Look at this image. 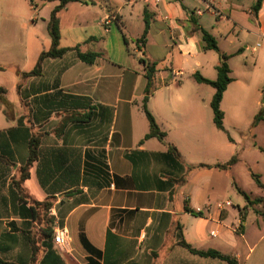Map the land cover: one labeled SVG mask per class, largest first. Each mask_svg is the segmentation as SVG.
Instances as JSON below:
<instances>
[{"label":"crops","instance_id":"1","mask_svg":"<svg viewBox=\"0 0 264 264\" xmlns=\"http://www.w3.org/2000/svg\"><path fill=\"white\" fill-rule=\"evenodd\" d=\"M256 1L119 0L117 6H113V0L68 3L65 9L74 3L78 12L84 14L103 8L97 19L99 27L111 34L116 23L122 40L123 35L127 39L124 30L136 16L142 31L133 38L135 43L144 31L147 11L150 21L147 43L142 50L137 48L146 59L138 58L136 62L122 50L119 36V61L99 53L93 64H86L77 58L75 51H69L61 59L46 60L40 77L23 80L21 74L29 71L18 70L21 80L16 91L22 83V92L34 86L43 91L37 93L40 96L45 94L44 90L58 85L57 90L63 94L89 98V106L109 107L113 118L109 131L106 123L99 122L83 130H70L72 124L64 127L67 116L64 111L46 116L35 114L33 119L17 91L21 107L16 113L11 103L13 113L10 117L5 115V123L0 127V153L4 157L0 160L2 261L229 264L198 255L182 244L185 242L200 252L217 251L238 264H264V192L260 189L261 194L250 196L243 190L249 200L244 196L237 199L234 196L237 163L224 169L215 167L236 157L238 145L231 138L230 142L221 141L211 108L216 90L194 78L199 73L208 80H216L220 54L229 56L232 82L221 103L224 121L230 112L239 121L264 116V100L255 98L253 82L257 77L260 81L262 74L251 71L247 64L235 73L233 63L245 53L236 54L241 48L222 47L225 42L245 44L250 37L264 39V1L254 17L252 8ZM51 3H55L53 9L59 4ZM114 13L119 17L118 23L112 16ZM109 17L114 18L111 24L104 25ZM210 19L212 23L208 25ZM198 28L207 30L216 39L219 53L203 49ZM89 41H96V37ZM256 47L253 53L257 52ZM80 50L91 52L81 47ZM211 52L218 56L210 55ZM142 60L156 64V90L147 107L166 134L164 142L145 139L149 123L142 109L147 86ZM186 75L192 80H184ZM30 94L28 102L35 97ZM255 105L262 109L258 115L253 111ZM21 119L24 125L19 127ZM263 123L254 124L255 134ZM97 124L98 129L94 128ZM27 133L40 136L41 154L28 171H23L29 156ZM169 146L175 147L179 155L170 153ZM58 150H66L68 154L69 161L63 167L75 158L70 154L80 155L78 177L75 173H62V166L50 158L49 154ZM241 156L238 162L244 161L255 173L253 162ZM201 164L211 167L189 170ZM257 175L264 184L263 175ZM191 211L202 215L196 216ZM58 230H66L70 238L66 250H60L54 243Z\"/></svg>","mask_w":264,"mask_h":264},{"label":"rangeland","instance_id":"2","mask_svg":"<svg viewBox=\"0 0 264 264\" xmlns=\"http://www.w3.org/2000/svg\"><path fill=\"white\" fill-rule=\"evenodd\" d=\"M55 3H42L39 0H0V66L3 68L0 70V86L7 89L6 99L14 105L16 113L21 107L16 91V84L21 80L18 78V70L31 71L35 67L40 53L49 49L51 38L47 24ZM31 4L32 9H30ZM117 5H119V0H113V6ZM78 8V5L72 3L59 14L62 31L61 47L72 48L79 44L81 49L85 51L102 53L107 59L119 61L120 36L122 50L127 51L136 62H138V58L146 59L142 51H138V46L133 39L142 31L136 16H133L127 30H124L130 45L128 47L124 44L119 26L116 23L111 28V34L99 27L101 23L97 19L103 8H94L90 14L80 13ZM112 16L118 23L119 17L116 13ZM211 23L210 19L208 25ZM207 29H210L209 26ZM94 37H96V41H89L90 38ZM246 44L249 46L248 49ZM222 47L227 50L241 48L242 52L245 53V56L237 57V61L233 63L235 73L247 64L251 71L254 69L258 74H262L260 81L259 77L253 79L254 84H256L254 96L256 99L264 100L262 97L264 95V39L250 37L245 44L225 42ZM253 47L257 48V52H252ZM210 55L218 56L216 52H211ZM184 80L192 79L186 75ZM0 107V127H2L5 123L4 111L7 110V106L0 104ZM253 111L258 115L262 109L255 105ZM233 115L234 112H230L224 121L225 132L218 131L221 141L228 142L230 138L233 139L238 145L236 158L241 159L243 154V157L245 156L253 162L254 172L261 173L264 178V123L259 126L255 134L253 126L256 119L254 117L250 116L248 119L239 121ZM236 163L234 196L237 199L243 196L238 192L237 186L250 196L261 194V190L252 178L247 164L244 161H237Z\"/></svg>","mask_w":264,"mask_h":264},{"label":"trees","instance_id":"3","mask_svg":"<svg viewBox=\"0 0 264 264\" xmlns=\"http://www.w3.org/2000/svg\"><path fill=\"white\" fill-rule=\"evenodd\" d=\"M43 2H53L58 1L59 4L51 11L50 19L47 24L48 33L51 38V45L50 48L47 51H42L39 55V58L37 60V63L35 67L29 71V72H23L21 74V77L23 80L30 79V78H36L43 75V69H44V62L48 59H61L63 58L69 51H75L77 53V58L86 63V64H93L95 60L101 55L97 52H81L80 47L75 48H64L61 47V28H60V19L59 14L61 11L65 9V7L68 5V3L77 1V0H42ZM264 0H257L255 5L252 8V13L254 17L258 16V13L262 7ZM144 31L139 39L136 40L137 46L140 50H142L147 43V36L150 28V21L147 16V11L144 12ZM202 34V41L204 42L203 49L204 50H214L216 52H220L218 44L216 39L205 29L198 28ZM124 43L127 45L128 41L126 37L123 35ZM242 53V50H238L236 54ZM229 56L220 54V64L217 67V78L216 80H208L201 76L199 73H196L194 75V78L197 82L202 84H207L212 86L216 92L213 96V99L211 101V108L213 111V121L216 126V128L220 131L225 132L224 128V112L221 109V103L223 100V96L225 91L227 90L228 85L232 82V79L230 77V67L228 65ZM142 62L145 65V78L147 79V86L145 89V96L142 103V109L143 112L148 120L149 123V133L145 136V139L150 138H157L159 141L164 142L166 134L161 131L159 128L155 118L149 111L147 107V102L150 98V96L154 93L156 90L155 80H156V64H148L144 60ZM0 70H3V68L0 66ZM22 83H19L17 85V91L18 94L21 97L22 103L24 107H26L28 113H32L33 119H35V114H41L43 116L49 115L54 111H64L67 113L66 118L64 119V123L66 127L67 125L72 124L70 127V130L77 129V130H83L84 127L90 126V124L93 123H106L107 125V131L110 130V125L112 123L113 118V110L109 107H105L102 105H90L87 104V102H90V99L87 97H81V96H75V95H69V94H63L61 90H57L58 85H54L51 89L44 90V95L38 96L37 93H43V91H40L35 89L33 86L31 90H26L25 92H22ZM45 88V87H43ZM39 91V92H36ZM7 89L0 86V103L6 105L7 110L4 111L5 115L7 117H10V115L13 113L11 104L7 101L6 95H7ZM50 92V93H47ZM30 93L34 95L32 102H28L26 99L31 97ZM47 118V117H46ZM259 121H264L263 115H258L256 117L255 123H258ZM100 124H97L94 128L98 129ZM23 124V120L21 119L19 121V127ZM93 130V129H92ZM26 131L29 133L28 129ZM11 137H12V132ZM27 133V136H28ZM13 138V137H12ZM28 148H29V156H28V162L25 168H23V171H28L29 167L32 165L33 162L38 160L39 155L41 152L39 151V145H40V136L36 135H30L28 136ZM143 142V141H142ZM169 152L175 153L176 155H179L176 148L173 146H169ZM2 153V152H1ZM0 153V160H4L3 153ZM67 151L66 150H58L52 154H49L50 158L55 161L56 164H59L61 167L62 173H68L71 172V174L75 173V176L79 173V167L81 158L80 155L77 153L70 154V156L75 158L70 163V165L63 167L67 161ZM238 159L236 157H233L227 164H217L215 167L217 168H228L229 166L234 165ZM211 166L208 165H198V166H191L189 167V170H193L196 168H210ZM252 178L256 182L257 186L264 192V184L261 182L260 177L250 171ZM238 192L242 194L247 200H249L248 195L241 190L237 186ZM260 201V200H258ZM196 216H201V212H195L191 211ZM183 245H185L187 248H189L192 252L204 256V257H211V258H218L224 261H227L229 264H238L235 259L224 256L221 253L217 251H207V252H200L197 250L192 249L189 245H187L185 242H182ZM0 264H9L0 259Z\"/></svg>","mask_w":264,"mask_h":264},{"label":"built area","instance_id":"4","mask_svg":"<svg viewBox=\"0 0 264 264\" xmlns=\"http://www.w3.org/2000/svg\"><path fill=\"white\" fill-rule=\"evenodd\" d=\"M114 18H108L104 25H109L111 24V21ZM69 242H70V238L67 236V232L66 230H58L55 233V237H54V243L55 245L60 249V250H66L69 248Z\"/></svg>","mask_w":264,"mask_h":264}]
</instances>
